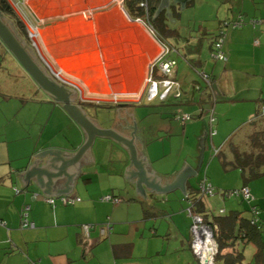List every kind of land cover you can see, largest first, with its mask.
<instances>
[{
	"label": "crops",
	"instance_id": "0c3cea01",
	"mask_svg": "<svg viewBox=\"0 0 264 264\" xmlns=\"http://www.w3.org/2000/svg\"><path fill=\"white\" fill-rule=\"evenodd\" d=\"M9 1L15 9L18 6L31 26L38 27V41L50 60L40 53L38 55L31 41L23 35L27 43L45 63L51 75L68 90L75 91L76 104L94 116L100 127L118 132L120 114L132 109L138 113L136 121L146 154L153 161L152 171L165 184L183 180L189 163L198 170V174L191 176V181H185L186 188H176L169 194L155 190L141 194L136 189L138 173L131 176L133 181L125 176L126 167L131 165L129 150L113 138L96 137L91 144L94 161L79 166L71 191L46 194L37 176L32 174L37 164L48 166L55 153L47 159L41 158L40 153L84 154L88 136L69 115L64 103L43 91L15 57H10L8 62L2 59L0 264H143L144 257H149L153 248L159 249L156 252L158 256L162 255L160 251L169 253L166 243H154L146 231L147 221L153 218L155 210L176 213L172 201H180L183 197L188 202L185 195L195 193L199 181L205 176L218 189H231L243 184L241 176L232 183L228 182L221 173L224 168L220 166V161V165L215 167L221 179L214 180L210 172L215 162L212 156L215 149L223 146L230 137L222 121L216 125V108L221 102H228L221 104L224 109L234 110L235 106H240L247 119L252 111L259 109L260 100L264 98V0H250L251 5L245 7L239 5L238 8L242 10L237 8L230 17L225 18L236 20L242 15L246 23L236 28L225 26L223 47L228 60L223 66L225 73L222 75L229 76V70L232 73L241 71L242 81L250 84L248 87L234 89L229 84L228 88L222 90L223 99L215 92H205L199 96V91L193 90L197 83L195 78L188 81V73L179 78L176 70L175 77L183 88V97L149 103L142 102L145 77L159 45L151 44L147 25L135 21L124 3L119 0ZM252 20L259 22L252 23ZM211 31L209 38L203 40L200 50L189 51L186 47L185 52L188 59L197 61L203 68L201 70L215 76L216 61L207 70L199 56L205 44L210 48L211 37L219 31V25ZM207 32L209 30L203 34ZM195 40L192 43H196ZM49 47L54 49L56 55ZM49 61L60 72L59 76ZM22 86H25V90ZM231 101L233 103L229 104ZM211 102H214V113L213 110L209 111ZM204 103H209V108ZM181 113L201 115L194 118L196 121L183 122L176 117ZM207 119L210 129L215 131L213 136L206 127ZM199 121L204 123L202 127ZM167 147L170 151L179 148L177 157L169 156ZM248 185L256 197L264 221V176ZM107 195L120 200H102ZM61 196L80 197V200L70 205L57 200L54 206L47 201L49 197ZM212 196H218L219 202H223L225 206L220 209H225V212L242 210L246 206L238 197L227 201L228 198L220 194ZM203 200L208 208V196ZM160 202L162 205H159ZM135 203L140 204L142 217L133 218L130 215ZM27 206L30 207L29 219L34 222L32 227L22 226V215ZM144 208L154 210L147 215ZM139 223L143 224V230H140ZM191 223L192 219H182L177 252L179 256H184L188 264H197L198 259L190 247ZM84 225L91 226L88 233ZM126 227H129V231L125 230ZM158 231L154 230V233ZM262 238L264 240V231ZM138 240L141 242L137 248ZM125 244L130 245V251L119 249ZM243 248L245 259L252 262L255 245L248 243Z\"/></svg>",
	"mask_w": 264,
	"mask_h": 264
},
{
	"label": "trees",
	"instance_id": "16d2710c",
	"mask_svg": "<svg viewBox=\"0 0 264 264\" xmlns=\"http://www.w3.org/2000/svg\"><path fill=\"white\" fill-rule=\"evenodd\" d=\"M161 1L162 0H124V4L133 19H141L146 25L149 26L152 34L158 40V42L169 49V51L164 55V58L168 57L175 59L170 56L172 52L177 51L176 47L173 46L171 41L179 40L180 32L177 30L176 27L170 25L168 18L172 19L174 17L175 19L180 16V12L178 11L180 5L175 3L174 0H170V5L158 12V8L161 4ZM192 2L193 0H190L187 3V6H189ZM0 10L6 16L11 18L13 23H15L17 30L22 35L27 36L26 25L24 24L22 19L17 16L15 10L13 9L12 5L8 0H0ZM239 17L244 18L242 15H240ZM232 20L233 19H225L221 21L219 25V31L215 32L211 37V57L215 61L226 62L228 60V57L227 60L217 59L213 57L212 54L215 51V43L217 42L218 38L222 35L221 32H224V35H226L225 23ZM244 21L246 23L245 18ZM204 39L205 37L203 34V36L197 39L196 43L188 44L189 46H187V50H200L202 48L201 45ZM0 42L3 43L1 40ZM5 48L7 47L5 46ZM188 60L191 61L192 64L200 66L194 58ZM200 74L208 83L207 88H209V92L207 91V93H214L213 74L206 70H200ZM205 74L208 75V79L205 78ZM154 76L156 79H161L164 77H162L160 73L158 74L157 72L154 74ZM172 78L175 81H178V79L175 77V70ZM202 89L203 87L201 84L196 83L193 86V90L195 91H199ZM180 90L181 91L179 95H177L176 93H171L167 96V98L160 101L167 102L168 99L182 98L183 88L181 84ZM211 110H213V112ZM209 111L214 113V102H211V107ZM184 114L188 113L177 114L176 117L180 121H182V118L180 116ZM189 115L190 118L187 120L197 118L198 115L201 114L199 113L197 115L189 113ZM251 122L254 123V126L247 133V135L245 136L246 139L244 141L238 143L236 142L237 140L233 139L232 136H230L223 146L215 149V154L212 155L213 157L217 156L219 158L221 166L224 168L225 171L238 169L240 171V176L243 180V184L240 187L231 189H218L213 186V195L220 194L226 199L230 197L226 196L225 192L240 191L242 188L248 187L250 189L251 194L254 196V199L247 200L241 194L235 193V195L231 197L240 198L241 201L244 202V204L246 205L242 210H231L229 212H225V209H223L220 210L218 214H213L210 212V210H208L203 200L206 196L212 195H202L200 192L201 182L203 180L208 181L206 176L199 181L195 193L191 192L185 195V198L188 199L189 202L187 209L191 207V212L193 215H201L205 223L208 224L213 231L214 240L217 244V251L214 256V264H245V254L243 247L248 243H253L256 247V251L254 253V260L258 264L264 263V240L262 238V233L264 231V221L260 216V208L256 202V197L251 191L250 186L248 185L251 181H254L264 176V98L260 100L259 109L251 118ZM212 130L214 129L211 128L210 131ZM211 136H213V134H211ZM144 210L145 214L147 215L151 213L148 208H144ZM190 247L193 251L192 245H190ZM122 248H124V250L130 251L129 244L121 245V248L119 249ZM197 259L198 262L202 264L201 260L198 257Z\"/></svg>",
	"mask_w": 264,
	"mask_h": 264
},
{
	"label": "rangeland",
	"instance_id": "374dc122",
	"mask_svg": "<svg viewBox=\"0 0 264 264\" xmlns=\"http://www.w3.org/2000/svg\"><path fill=\"white\" fill-rule=\"evenodd\" d=\"M123 3H124V0H123ZM250 3H251L250 0H194V3H191L189 6H186L185 8H181L178 6L179 7L178 11L180 12L179 17H177L175 19H174V17L172 19L168 18L170 25L173 27H176L177 30L180 32L179 40L171 41L173 46H175L176 50H177V51L172 52L170 55L171 57H173L177 60V64L175 66V71L177 70V72H178L177 76L179 78L183 77L184 73H188L189 74L188 75V81L190 80V78L193 77V78H195V80L197 81L198 84L202 85L203 89L199 90V92H197V94L199 96H200V94L202 95L205 92L207 93V91L209 90V88H207L208 83L204 80L203 76L200 74V70L203 68L200 66L191 64L188 61V58H187L186 52H185V48L187 46H189L188 44L192 43L196 37H201L205 30H209V32L204 34V37L207 40L209 38V35H211V34H209L210 32H212L211 30L215 29L217 27V25H220L221 21H223L225 18L230 17L231 14H233L237 10L239 5L242 7H245L247 5H251ZM13 5H15V4H13ZM17 7H16V9L13 7V9L15 10L17 16H19L22 19V21L24 22V24L26 25L27 38L31 41V45L33 46V48L35 49V51L37 52L38 55L41 54L43 56V58H45L46 60H50V59H47V54L45 52V49H43L40 46L38 38L36 36L31 35V31L33 32L35 27L31 26L29 24V22L26 20V17L21 14V12L18 10ZM238 9L242 10L240 8H238ZM6 17H8V16H6ZM135 21L142 22V21H138V20H135ZM38 33H40L39 29H38ZM42 34L45 35V33L43 31H42ZM150 36H151L153 43L156 46H157V44L159 45V46H157L158 50L155 51L156 54H153V55H155L154 58L151 60V61H154L159 56V53L162 49H161L160 43L154 37V35L150 34ZM199 56L204 61L205 65H203V66H206L205 69L210 70V68L212 67V62L215 60L211 57V49L209 48V46H207V44H205L204 48L202 49L201 55H199ZM10 57H14L13 54L10 51H8V49L5 48L4 45L1 44L0 45V62L2 59H4V62H8V61H10ZM49 63L52 64L51 61H49ZM215 63H217V66L215 69L216 74H215L214 79H213V89H214L215 94L217 95V93H218V95H219V97H221V99L225 98V96L221 95L223 88H228L229 84H231V87L234 89L245 88V87H248L250 85L246 81H242V78L240 75L241 71L235 70L234 73H232L231 70L228 69L229 70V76H228V74L225 76L224 74L222 75V73L223 72L225 73V70H223V68H224L223 66L225 65L226 62L216 61ZM51 66L55 70L53 64ZM57 73L60 74L59 71ZM158 77H160V76H158ZM0 79H1V77H0ZM3 81L4 80L1 79L0 83H2ZM222 85H225V86L223 87ZM22 89L25 90V86H22ZM5 93H6V91H5ZM10 95H13V94H10ZM143 97L144 98H143L142 102L149 103V100L146 98V95H144ZM9 98H11V97H7V99H9ZM22 98H24V96ZM126 99L130 100V98H126ZM147 100H148V102H147ZM27 101H29V100H27ZM152 101L158 102V101H160V99L156 98L155 100H152ZM167 101H169V99ZM7 103H8V101H7ZM226 103H228V102H224V103L221 102L222 105L226 104ZM232 103L233 102L231 101L229 104H232ZM237 103H240V102H237ZM221 104L218 105L216 108V116H217L216 125L220 124L219 122L222 121L224 123L223 126L225 127L226 134L232 136V138L237 140L236 142H238V143L244 141L246 139L245 136L250 131V129H252V127L254 126V123L251 122V118L254 116L253 114H255L254 112H256V111H252L253 116L251 115L247 119H245L244 110L242 107H240V106L236 107L235 106L234 110L230 109V108L224 109ZM163 106H166V105H163ZM204 106L206 108H209L210 105H209V103H204ZM185 107H187V106H185ZM245 120H247V121H245ZM193 121H196V120L193 119ZM205 122L207 124L206 127L208 126L210 129L208 119ZM203 124H204L203 122H200L199 125H201V127H202ZM198 130H200V126H199ZM163 137L166 138V135L165 136L163 135ZM178 149L179 148L175 147V149L173 151H170V149H168V147H167V152L169 153V156L177 157V154L179 153ZM213 159L215 162H214V166L210 169V172L213 175L214 180L215 179L219 180V179H221L219 177V171L215 167V165L216 166L220 165L219 158L217 156H215V157H213ZM170 162H172V161H170ZM174 165L175 164L173 163L172 166H174ZM220 166H218V168ZM162 167L164 168V166H162ZM221 173L224 175L223 177H226L228 179L227 181L231 182V183L235 179L240 178V171L238 169H233L230 171L222 170ZM223 179H225V178H223ZM252 182H255V180ZM215 197L216 198H214L213 196H208V198H209L208 210H210V212L213 214H218L219 209L224 207L225 205L223 204V202L222 203L219 202V199H217L218 196H215ZM231 199H233V197L228 198L227 201H231ZM172 203H175L174 212H176V213H174V214H173V212L172 213L171 212L163 213L160 210H155L156 211V212H154L155 215L153 216V218H150L147 221V225H146V228H147L146 231L148 232L150 237L153 239V242L155 241L154 243H156V244L158 242H163L164 244L166 243V245H167L166 248H167V250H169V253L164 254V252L162 253L160 251V253L162 255L158 256L156 252L159 249L153 248L152 254H150L149 257H144L145 262L143 264H188L186 259H184V256H179V254L177 252V249L179 247V243H178L179 242L178 241L179 234H180V230L182 232V228H183V226H181L182 219L183 218L192 219L189 216L188 211H187L188 202L186 200H184L183 197H181L180 201H179V199H176L175 201H172ZM159 205H162V203L160 202ZM132 206L133 207H132V210L130 211V215H132L133 218L142 217L143 213H142V209H141L140 204L135 203V204H132ZM167 208H169V207H167ZM148 209L152 212L154 210L153 208H148ZM169 209L171 210V208H169ZM139 225H140V230H143L142 229L143 224L139 223ZM126 228L127 229H125V230L129 231V227H126ZM154 230H159V231L157 234H155ZM184 231H185V229H184ZM140 242H141L140 240L137 241V248H138V244ZM174 250H176V251H174ZM244 263L245 264H258L255 260L250 262L249 259H245ZM197 264H200V263L198 262ZM219 264H222V263H219ZM260 264H264V263H260Z\"/></svg>",
	"mask_w": 264,
	"mask_h": 264
},
{
	"label": "water",
	"instance_id": "95a60500",
	"mask_svg": "<svg viewBox=\"0 0 264 264\" xmlns=\"http://www.w3.org/2000/svg\"><path fill=\"white\" fill-rule=\"evenodd\" d=\"M189 1L174 0L181 8H185ZM169 5L170 0H162L158 12ZM10 19L0 10V40L43 91L55 100L64 103L69 115L86 131L88 136L84 154L71 152L40 153V157L43 159H47L55 153L54 159L48 166L37 164L32 174V176H37L40 186L46 194L57 195L59 192L71 191L79 173V166L94 161L91 144L96 137L113 138L129 150L131 165L126 167L125 176L133 181L131 176L138 173L136 189L141 194L146 195L150 190L169 194L176 188H186L185 181H191V176H197L198 170L189 163L183 180H179L175 184H165L163 179L152 171L153 161L146 154L136 121L138 113L132 109L122 112L118 132L100 127L94 116L87 114L76 104L75 91L68 90L51 75L45 63L35 54L33 48ZM211 255L212 251L206 249L203 255L205 264L209 263Z\"/></svg>",
	"mask_w": 264,
	"mask_h": 264
},
{
	"label": "built area",
	"instance_id": "2783aa9c",
	"mask_svg": "<svg viewBox=\"0 0 264 264\" xmlns=\"http://www.w3.org/2000/svg\"><path fill=\"white\" fill-rule=\"evenodd\" d=\"M121 3H123V0H119ZM138 21H142L141 19H135ZM143 22V21H142ZM259 22L258 20H252V23ZM144 23V22H143ZM245 23L244 18L239 17L236 20L228 21L225 23V26H233V27H240ZM150 33L152 34L149 26L147 25ZM222 35L218 38L217 42L215 43V51L213 52L212 56L220 59V60H227V55L223 50V45L225 42L224 32H221ZM38 27H35L33 32L31 31L32 36H38ZM161 51L159 53V56L154 60L150 61L149 64V72L145 77V90L144 95H146V98L149 101L155 100L156 98L160 100H164L167 98L168 95L171 93H176L177 95L180 94V83L178 81H175L172 76L174 74L176 60L172 58H164V55L169 51V49L166 46H163L160 43ZM160 73V75L163 77L161 79H156L154 74ZM56 75H60L57 73ZM205 78L208 79V75L205 74ZM182 118V121H186L190 118L189 114H184L180 116ZM215 131L212 130L211 134H213ZM17 192H19V189H17ZM200 192L202 195H213L214 194V187L211 185L207 180H203L200 184ZM236 194H241L246 198L247 200H253L254 196L251 194L250 189L248 187L242 188L240 191H228L225 192L226 196H233ZM57 200L61 204L70 205L74 204L76 201L80 200V197H71V196H61L59 198H53L49 197L47 198V201L52 204L56 205ZM102 200L107 201H114L118 202L120 199L117 197H113L112 195H107L102 198ZM29 206H27L23 211V227H32L34 226V222H32L29 219L28 216V210ZM188 214L192 216V224L190 227V233H191V245L193 248V251L195 255L201 260L202 264L204 263V252L206 249H209L212 251V255L210 256V261L207 264H214V256L217 251V244L214 240L213 231L209 227L208 224L205 223L203 217L198 214H192L191 207L188 209ZM90 225H84L85 231L88 233L90 230Z\"/></svg>",
	"mask_w": 264,
	"mask_h": 264
},
{
	"label": "bare ground",
	"instance_id": "6f19581e",
	"mask_svg": "<svg viewBox=\"0 0 264 264\" xmlns=\"http://www.w3.org/2000/svg\"><path fill=\"white\" fill-rule=\"evenodd\" d=\"M43 36H44V38H46L45 35H43ZM46 40H47V39H46ZM152 43H153V42L151 41V44H152ZM153 45H154V43H153ZM49 50L54 54V52H55L54 49H52L51 47H49ZM159 50H160V49H159ZM54 55H56V54H54Z\"/></svg>",
	"mask_w": 264,
	"mask_h": 264
},
{
	"label": "flooded vegetation",
	"instance_id": "af4514ba",
	"mask_svg": "<svg viewBox=\"0 0 264 264\" xmlns=\"http://www.w3.org/2000/svg\"><path fill=\"white\" fill-rule=\"evenodd\" d=\"M11 20V19H10ZM12 21V20H11ZM13 22V21H12Z\"/></svg>",
	"mask_w": 264,
	"mask_h": 264
}]
</instances>
